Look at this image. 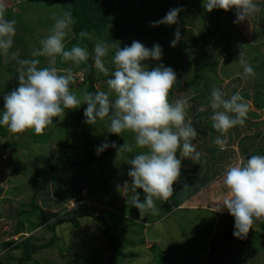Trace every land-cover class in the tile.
<instances>
[{
	"label": "rangeland",
	"instance_id": "374dc122",
	"mask_svg": "<svg viewBox=\"0 0 264 264\" xmlns=\"http://www.w3.org/2000/svg\"><path fill=\"white\" fill-rule=\"evenodd\" d=\"M257 2L261 7L259 13L248 21L234 23V10L223 12L213 9L207 12L204 0H112L108 24L103 29L85 30L93 35L91 40L81 39L72 32L65 40V48L70 50L73 45H80L87 47L91 54L96 39L107 41L115 32L129 26L128 34L114 44L122 48L130 46L133 41H140L151 48L158 43L163 50L162 58L160 61H147L149 70L162 63L175 71L177 82L169 93L170 102L187 100V113L205 110L209 120L202 124L207 131L212 125L210 95L213 88L220 89L225 98L240 93L249 106L247 118H252L255 110L260 108V100L264 97V72L261 68L264 66V0ZM7 7L6 17L16 20V36L11 51L18 49L20 58L24 59L32 58L33 48H39L40 41L49 35L54 23L52 13L67 11L49 0H7ZM174 8H182L183 11L178 14L180 39L171 46L177 25L153 27L151 24ZM215 29L213 37L201 39L204 32ZM139 34L149 36L140 37ZM241 47L244 58L254 69V76L244 75L239 63ZM114 51L111 49L104 58L109 76L98 73L92 63L96 92L108 91L106 81L114 68L111 63ZM38 59L41 62L39 67L48 66L46 57ZM0 63L3 64H0L2 114L3 96L18 86V65L10 55L3 54H0ZM87 65L88 61L74 66L57 57L54 66L61 74L65 69L73 68L75 80L70 87L79 95L80 90H87L89 84L83 78ZM85 108L86 105H81L76 110H65L63 120L53 118L55 126H50L39 136L29 130L17 139L6 126H0V264H19L24 244H47L52 237L51 226H54L52 246L34 250L29 261L21 264H237L241 260L240 250L237 252L236 246H228L232 245L234 237L230 238L227 232L222 235L227 229L225 225L213 227L211 222L215 217L203 208L169 211L170 208L158 205L159 212L153 224L135 225L127 220L131 217L152 222L151 214L140 216L139 211L126 202L127 193L120 189L126 180L130 183L127 159L142 149L134 148L131 153L119 150L124 143H135L133 134L125 132L116 135L114 142L117 147H111L106 158L99 163L88 164L108 134V122L98 121L95 126L86 124ZM199 120H203L202 115L192 118L196 130ZM261 138H264V133ZM58 161L62 162L59 166L56 165ZM181 163L183 168L186 158H181ZM201 164L204 162L195 163L193 169L199 170ZM204 168L209 169V163ZM183 180L181 176L176 184L180 185ZM137 192L141 196L142 190L137 189ZM174 195L179 197V194ZM183 207L186 206H179ZM210 208L216 211L215 205ZM221 213L229 217L226 209ZM90 214L104 219L109 227L108 235L120 251L113 259L109 257L102 222L93 221L88 216ZM127 227L133 229L129 231ZM125 231L128 232L124 234ZM250 240L246 241L251 243ZM258 242L261 246L259 248L258 244L255 251L250 250L252 245L249 244L241 247L243 263L240 261V264H264V239L260 238ZM233 257L240 259L231 262Z\"/></svg>",
	"mask_w": 264,
	"mask_h": 264
},
{
	"label": "clouds",
	"instance_id": "9594fccd",
	"mask_svg": "<svg viewBox=\"0 0 264 264\" xmlns=\"http://www.w3.org/2000/svg\"><path fill=\"white\" fill-rule=\"evenodd\" d=\"M207 12L221 9L234 10V23L248 21L261 11L257 0H204ZM7 0H0V54L16 61L18 86L3 96V111L0 114V126L21 138L32 130L43 135L53 124V118L63 120L65 110H76L86 105L84 122L95 126L98 121L108 122V132L120 136L133 134L134 145L124 143L119 150L129 153L134 148L142 149L127 159L130 165L127 172L130 183L125 181L120 189L127 193L126 202L135 207L140 216L156 215L159 212L156 201L168 202L174 194L173 185L181 177V158L201 163L202 153L197 151L193 140L199 135L191 120L186 121L188 101L176 99L170 102L169 93L177 82L175 71L162 63L149 70L147 61H160L163 50L158 43L151 48L140 41L130 46L120 47L106 40L96 39L92 53L87 47L73 45L65 48V40L72 34L74 18L70 11L52 13L54 21L49 35L40 41L39 48H33L31 57L20 58L19 50L11 51L16 36V20L6 17ZM182 8L170 9L166 15L151 26L161 24L177 25L175 46L180 39L179 13ZM81 39H93L87 31L79 33ZM114 49L111 63L114 66L107 79L108 91L95 93L81 89L79 95L70 85L74 82L73 68L63 74L54 66L57 57L62 62H71L74 66L94 60L98 73L109 76V68L104 58ZM38 57H46L48 66L39 67ZM239 63L245 77L254 76L253 67L244 58L241 51ZM210 117L213 129L219 133L214 143L223 149V138L230 129L243 125L247 119L249 106L240 93L225 98L217 88L211 90ZM108 147L116 148L107 138L96 148L99 155ZM226 194L215 204L216 212L227 210L234 218L233 236L244 239L257 221L264 222V155H252L246 160L241 158L230 166L223 178ZM140 189L144 193L141 201Z\"/></svg>",
	"mask_w": 264,
	"mask_h": 264
},
{
	"label": "crops",
	"instance_id": "0c3cea01",
	"mask_svg": "<svg viewBox=\"0 0 264 264\" xmlns=\"http://www.w3.org/2000/svg\"><path fill=\"white\" fill-rule=\"evenodd\" d=\"M8 5L10 4L8 3ZM8 7L7 10H9ZM261 68L263 69L262 72H264V66ZM260 101H261L260 104L261 109L258 108L257 110H255V113L252 116V118L248 117L243 125L235 126L234 128L230 129L228 133L223 137L226 140L223 149H221L220 146L214 143V140L219 135V133H217L213 129L212 125L208 127L207 131L203 129L204 125L202 124V122L203 121L206 122L207 120H209L204 114L205 110L201 109L196 112L187 113L186 121L187 120L192 121V118L202 115L203 120H199L197 124L199 130L197 131L199 135L195 140L192 141V143L194 144L196 150L202 153L201 160L204 162V164H201L199 170L198 168L196 170L193 169V165L195 164V162L192 161L191 159H186L187 163H185L183 165V168L181 169V176L184 177L183 183H181L180 185H177L175 183L173 185L174 194H179V197L178 196L174 197L175 195L173 194L174 200L171 201L170 198L168 202H164V203L157 200L156 201L157 206L162 205L165 206L166 209L170 208L169 211H174V210L177 211V209H179L178 211H182V210L195 211V207L199 209L203 208L208 213H210L215 217L214 220H212L211 222V225L213 227L219 224L225 225L227 229H224L225 232H223L222 235H224L227 232L230 238L234 237L233 236L234 218L230 214L229 217H227L226 215H223V213L221 212H216L213 209H211L210 206H214L226 194V188L223 184V178L226 170L230 166L237 163L241 158H244L246 160L247 158H250V156L252 155H264V138H261L262 134L264 133V97H262ZM210 124H212V121L210 122ZM177 156L183 159L181 154ZM205 162L206 165L209 163V169L204 168L206 166ZM218 176L220 177L216 180ZM199 177H202V180H199ZM209 191H213V192L210 193L209 195L208 194ZM140 198H144L143 191L141 192ZM178 205L186 206V207L179 208ZM156 218L157 217H155V215H151L150 217V219H152L151 223H148L147 221H144L141 218L128 217L127 220H129L130 222H132V224L135 225H142V224L150 225L155 222L153 220H155ZM261 222L262 221H257L256 223H254L252 229L249 231L247 237L245 238V241L248 238L251 239L250 240L252 244L250 248L251 251L258 250L256 246L258 247V244H259V248L261 246V243L258 241L260 240V238L262 240L264 239V235L262 234L261 231ZM132 229L133 228L129 229V231ZM127 232L128 231H125L124 234H126ZM232 240H233L232 245L230 243L228 246L230 248L236 246L237 252L238 249L240 250L239 257H241L242 260L243 255L241 252L242 250L241 247L243 246L245 247V245L247 244L250 245V243L245 242L244 244H242V241L237 237H234V239ZM221 249L222 247L220 248V250ZM239 259L240 258L233 257L231 259V262ZM240 261H238L237 264H240L239 263ZM241 262L243 263V261ZM221 264H228V263H221Z\"/></svg>",
	"mask_w": 264,
	"mask_h": 264
},
{
	"label": "trees",
	"instance_id": "16d2710c",
	"mask_svg": "<svg viewBox=\"0 0 264 264\" xmlns=\"http://www.w3.org/2000/svg\"><path fill=\"white\" fill-rule=\"evenodd\" d=\"M49 1L60 4L67 11H70L72 13V16L74 18V24H73L72 32L74 33V35H79V33L81 31H85L87 29H92V28L103 29L108 24L109 18L112 14V4H111L112 0H49ZM223 12H225V11H223ZM129 29H131V28H129V26H126L125 28L115 32L107 41L109 43L114 44L115 42L122 40L128 34ZM216 29L208 31V32H204L201 36L202 37L201 39L205 40L207 37H213L216 34ZM139 36L140 37H146V36H149V34H139ZM93 62H94V60L90 56V58L88 60V65L86 66L85 72L83 74V78L85 81L89 82V84L87 86V91L95 93L96 91L94 89L93 79H92V63ZM105 138H107V142L109 144H111L113 141L116 140V135L108 132V134L105 136ZM105 138H104V141H105ZM110 149H111V147H108L106 150H104L99 155L94 154L87 161L88 164L99 163L100 161H102L104 158H106L108 156V154L110 153ZM61 164H62L61 161L56 162L57 166H59ZM142 199L143 198H141V200ZM33 207L35 208V206H33ZM88 216L90 218L92 217L93 221H101L102 222V224H103V229H102L103 230V236H105L106 242H107V247L109 248V257H111L113 259L115 256H118L120 254V251H118V249L116 248L114 240H112V238L108 235L109 227L105 223V220L99 216H95V215L93 216L91 214ZM83 217H87V216L84 215ZM42 220H43V222H46L44 217H42ZM59 223H63V222H59ZM53 227L54 226L49 227L50 231L52 232V237L47 244H45L43 246L24 244L22 246V251H21L20 257L18 258L19 264H21L22 262H28L30 259V253L33 252L34 250L50 248L52 246L53 241H54V229H53ZM261 231L264 235V222H261ZM240 240L243 243L247 242V241H245V238L240 239ZM251 245L252 244L250 243V246ZM110 264H113V263L110 262Z\"/></svg>",
	"mask_w": 264,
	"mask_h": 264
}]
</instances>
